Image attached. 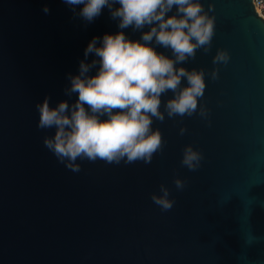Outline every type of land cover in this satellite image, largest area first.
Instances as JSON below:
<instances>
[{
	"label": "water",
	"instance_id": "water-1",
	"mask_svg": "<svg viewBox=\"0 0 264 264\" xmlns=\"http://www.w3.org/2000/svg\"><path fill=\"white\" fill-rule=\"evenodd\" d=\"M200 2L211 49L177 67L204 71L207 116L154 119L164 144L151 163L77 159L73 172L44 146L55 129L37 128L36 104L77 99L67 75L93 37L150 29L121 30L107 8L88 23L63 0H0V264H264V20L252 0ZM218 50L227 64L213 63ZM187 145L202 154L196 171L181 165ZM162 184L168 211L151 199Z\"/></svg>",
	"mask_w": 264,
	"mask_h": 264
},
{
	"label": "clouds",
	"instance_id": "clouds-1",
	"mask_svg": "<svg viewBox=\"0 0 264 264\" xmlns=\"http://www.w3.org/2000/svg\"><path fill=\"white\" fill-rule=\"evenodd\" d=\"M74 16L92 22L107 8L119 29L142 31L139 40L129 39L123 31L93 37L84 50L77 75L68 74L69 86L64 94L77 99L73 103L61 100L50 106V96L36 104L39 113L37 128L55 129L45 136L44 146L60 163L73 172L80 171L77 159L119 164L143 161L151 163L162 150L163 138L159 129L153 130V120L161 123L165 113L169 118L191 117L197 113L198 101L206 88L203 70H188L177 65L195 59L198 49H211L215 18L208 15L200 0H63ZM83 5L77 12L76 6ZM118 5V7H116ZM260 15L264 9L253 0ZM209 5L208 11L213 10ZM173 8L176 12L172 15ZM47 14L50 9L45 6ZM264 20V15L260 16ZM155 45L171 51V57L158 52ZM95 58L85 62L89 55ZM229 54L218 50L214 64H227ZM95 70V74H92ZM218 78V69L211 72ZM182 81L186 85L182 86ZM172 92L164 103L162 96ZM199 115L207 116V109L199 106ZM101 117H107L102 119ZM186 128L180 129L183 135ZM202 154L191 145L183 149L181 165L189 171L200 167ZM183 189L184 181H174ZM161 195L153 194L152 201L162 210L173 208L169 189L160 186Z\"/></svg>",
	"mask_w": 264,
	"mask_h": 264
},
{
	"label": "built area",
	"instance_id": "built-area-1",
	"mask_svg": "<svg viewBox=\"0 0 264 264\" xmlns=\"http://www.w3.org/2000/svg\"><path fill=\"white\" fill-rule=\"evenodd\" d=\"M253 1V0H252ZM257 3H258V6L262 9H264V0H257ZM255 10L257 11L256 7H255ZM261 15H264V12H261L260 13V16Z\"/></svg>",
	"mask_w": 264,
	"mask_h": 264
}]
</instances>
